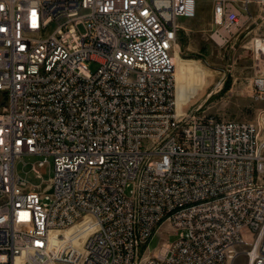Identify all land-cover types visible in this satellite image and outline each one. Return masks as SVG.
Instances as JSON below:
<instances>
[{
    "label": "built area",
    "instance_id": "obj_1",
    "mask_svg": "<svg viewBox=\"0 0 264 264\" xmlns=\"http://www.w3.org/2000/svg\"><path fill=\"white\" fill-rule=\"evenodd\" d=\"M200 1L0 0V264H264V112L179 106L173 51ZM210 1L212 41L249 39L264 102V0ZM24 156L39 177L52 162L44 189ZM164 226L178 238L154 248Z\"/></svg>",
    "mask_w": 264,
    "mask_h": 264
},
{
    "label": "rangeland",
    "instance_id": "obj_2",
    "mask_svg": "<svg viewBox=\"0 0 264 264\" xmlns=\"http://www.w3.org/2000/svg\"><path fill=\"white\" fill-rule=\"evenodd\" d=\"M213 5L210 0L200 1L195 19H181L182 30L173 51L179 106L216 120L257 123L264 112V102L252 97L250 41L236 37L225 47L214 43L210 36ZM252 32L264 35V21L259 20ZM41 160L24 156L16 161L17 174L30 188L45 187L53 176L51 161V166L38 169L40 177L33 172V165ZM94 227L90 218L83 219L76 227L62 232L56 250L69 251L71 245L81 242ZM80 232L83 235L74 239ZM177 238L175 234H168V227L164 226L153 247L156 248L161 240L174 242Z\"/></svg>",
    "mask_w": 264,
    "mask_h": 264
},
{
    "label": "bare ground",
    "instance_id": "obj_3",
    "mask_svg": "<svg viewBox=\"0 0 264 264\" xmlns=\"http://www.w3.org/2000/svg\"><path fill=\"white\" fill-rule=\"evenodd\" d=\"M174 62H176L175 59H174ZM61 234H62V233L53 232V233H51V237H52V239H54V238H58Z\"/></svg>",
    "mask_w": 264,
    "mask_h": 264
}]
</instances>
